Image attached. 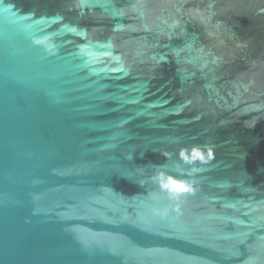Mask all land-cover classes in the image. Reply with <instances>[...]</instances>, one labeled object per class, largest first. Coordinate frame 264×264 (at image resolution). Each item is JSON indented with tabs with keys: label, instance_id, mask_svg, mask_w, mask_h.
Listing matches in <instances>:
<instances>
[{
	"label": "water",
	"instance_id": "obj_1",
	"mask_svg": "<svg viewBox=\"0 0 264 264\" xmlns=\"http://www.w3.org/2000/svg\"><path fill=\"white\" fill-rule=\"evenodd\" d=\"M0 264H264V0H0Z\"/></svg>",
	"mask_w": 264,
	"mask_h": 264
}]
</instances>
